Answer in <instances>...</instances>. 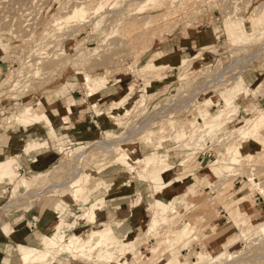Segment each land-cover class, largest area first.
Here are the masks:
<instances>
[{
	"label": "rangeland",
	"instance_id": "1",
	"mask_svg": "<svg viewBox=\"0 0 264 264\" xmlns=\"http://www.w3.org/2000/svg\"><path fill=\"white\" fill-rule=\"evenodd\" d=\"M86 1L0 0V65L6 66L4 71L0 68V131L16 126L24 132L36 128L21 121L41 120L38 112H46L44 104L55 100L58 87L66 85L84 93L80 87L84 78H108L94 97L86 95L94 101L96 94L113 88L119 75L131 81L126 94L112 96L108 105L115 107L113 112L106 109L108 105L94 110L103 126L95 141L68 146L65 138L52 131L49 137L60 149V159L43 174L31 171L24 176L29 187L23 180L20 185L28 191L27 208L39 202L44 208L54 203L63 208L74 206L70 220H81L85 212L110 206L101 198L109 186L99 181L119 173L124 182L117 190L125 185L136 189L139 196H157L159 202L174 208L160 213L154 210V198L148 208L150 220L139 233L130 235L126 230L123 235L117 233L121 225L105 223L116 228L111 241L127 254L117 264H264V228L251 236L242 234L264 221V211L251 209L255 197L264 203V124H245L258 111L264 114V0H120L99 13L92 7L87 15L92 23L83 25L87 18H66L50 26L56 16H65L63 6L71 4V11ZM253 12L260 16V23L243 24ZM95 19L100 21L98 31L92 28ZM204 31L209 40L200 42L194 54L169 56L174 44L167 39L197 38ZM152 60L162 64V69L147 71ZM249 68H256L257 73L248 72ZM244 99L245 107L238 103ZM205 102L209 107L202 105ZM209 124L214 126L207 128ZM177 133L185 135L180 138ZM252 135L256 136L252 139ZM238 145L244 150L239 160L212 167L219 156L231 158L225 155L227 150ZM124 153L131 160H119ZM161 155L169 162L158 168L155 161ZM144 161L154 163L147 168ZM12 164L15 167L17 159ZM75 167L92 178L90 196L84 199L91 202L93 198L91 206L71 200L68 183L77 176ZM14 169L13 180L18 176ZM167 169L177 184L190 180L192 185L165 199L162 195L174 187L164 184ZM208 170L217 172L212 176ZM238 179L241 184L235 188ZM251 180L252 188L247 184ZM220 210L229 223L213 227V221L221 220ZM81 225L73 221L61 233L87 238L92 230L104 228ZM45 241L43 237L42 248L18 246L22 260L38 249L33 264H59V260L90 264L61 250H50Z\"/></svg>",
	"mask_w": 264,
	"mask_h": 264
},
{
	"label": "crops",
	"instance_id": "2",
	"mask_svg": "<svg viewBox=\"0 0 264 264\" xmlns=\"http://www.w3.org/2000/svg\"><path fill=\"white\" fill-rule=\"evenodd\" d=\"M207 35L208 33L204 31L198 34L197 38L180 37L174 38V40L167 39L166 42L170 43L173 41L174 44L169 56L176 58L184 54H194L198 50L200 42L205 44L209 40ZM0 68L4 71L6 66L0 65ZM256 71V68H249L248 70V72L254 74L257 73ZM119 78L113 88L105 89L107 93L110 92L112 94L98 93L94 101L88 100L86 94L80 91L70 90L66 85L62 88L58 87L54 93L61 99L60 101H73L75 103L70 106L72 112L67 115V121H65V113H55L46 110L49 122L42 120L40 123H36L37 127L29 132L26 130L24 132L19 126L13 127L8 131H0V163L14 158L17 159V164H20L19 169H17L18 176L14 180L8 177L0 178V264H22L18 246L42 248V232H50L49 230L53 228L58 219L59 206L63 208L59 203H54V205L44 208V204L39 202L34 203L28 209L29 203L25 202L26 198H28V191L20 185L22 177L31 171L35 174H43L58 163L61 153L60 149L56 148L57 145L49 137L52 131L59 138H65L67 140L66 144H71V146L84 145L95 141L98 135L103 133L101 120L98 113L94 110L102 109L105 104L111 101L112 96L126 94L130 87V78L124 75H119ZM81 101H83V105L80 103ZM238 103L243 107L246 105L245 99ZM83 106L91 108V110L82 109L81 107ZM28 142L36 143L34 145L36 147L31 150L30 154L35 157L33 162L29 159V155L25 150ZM170 171L168 169L163 171L165 176L164 184L173 183L174 185L172 189L167 190L162 195L165 199L178 195V192L192 185L190 180L177 184L178 182L175 181L174 176L169 174ZM118 175L119 173H116L101 178L99 181L101 185H107L114 189V192L107 201L110 206L95 209L96 224L94 226H103L104 223H121L117 233L120 232L119 234L123 235V232L126 233L124 230L128 232V235L139 233V230L143 228L142 225L150 220L148 208L154 197L147 193L139 196L136 189L133 190V188H128L125 185L123 186L124 188L116 190L120 186L118 184L120 183L119 181L122 180ZM240 184L241 181L239 179L236 180L235 188ZM16 203L20 205L17 208L15 207L16 205L14 206ZM251 209L261 214L264 211V203L261 202L260 198L255 197V205ZM74 210V206L64 207L65 220L71 219ZM47 214L49 215L46 216ZM220 215V222L213 221L211 226L216 227L219 226V223L222 225L229 223L227 220L228 216L223 210H220ZM88 227H92V225ZM67 264L83 263L68 260Z\"/></svg>",
	"mask_w": 264,
	"mask_h": 264
},
{
	"label": "bare ground",
	"instance_id": "3",
	"mask_svg": "<svg viewBox=\"0 0 264 264\" xmlns=\"http://www.w3.org/2000/svg\"><path fill=\"white\" fill-rule=\"evenodd\" d=\"M79 1V0H78ZM91 1V2H90ZM88 0L86 1V3H81L80 5L76 6V7H72V10L70 11L68 9L69 6H72L71 4H68L69 6H67L66 8L68 9V15L66 14V8L63 6V11H65V16H56L54 19H52L51 21V24L50 26L54 25L58 20L59 21H62L64 19H74V20H82L84 18H87L85 19L86 21L82 20V24L83 23H89L91 21H88V14L90 13L89 11L91 10L92 7H95V8H92V10L96 9L97 12L98 10H102L107 8V6H110L111 4H113L114 2H120V0H107L105 2H103V0ZM194 1V0H193ZM76 2V1H75ZM81 2V1H80ZM94 2V3H93ZM155 2V0H154ZM68 3V2H67ZM156 3V2H155ZM159 3V2H157ZM95 6H94V5ZM115 4V3H114ZM129 4V3H128ZM148 4V3H147ZM75 6V5H74ZM122 6V5H121ZM115 7L114 5L112 6V8ZM70 8V7H69ZM167 8V7H166ZM65 9V10H64ZM95 10V12H96ZM117 11V10H116ZM115 12V11H114ZM60 13H57L58 15ZM99 13V12H98ZM97 13V14H98ZM116 13V12H115ZM118 13V12H117ZM60 14V15H61ZM91 14V13H90ZM89 14V15H90ZM96 14V15H97ZM179 14V13H178ZM105 15V14H104ZM116 15V14H115ZM127 15V14H126ZM130 15V14H129ZM87 16V17H86ZM112 16V14H111ZM118 16V14H117ZM173 16V15H172ZM116 17V16H115ZM97 18V17H96ZM98 19V18H97ZM97 19H95L94 23H93V30H94V27H95V31H98L99 28H100V21H98ZM118 19V18H116ZM247 19V18H246ZM97 20V21H96ZM109 20V19H107ZM111 20V19H110ZM114 21V20H113ZM103 22V19L102 21ZM107 22V21H106ZM110 22V21H109ZM244 23L243 24H249L251 27L254 26L256 23H260V16L259 15H255L254 12L253 13H250L249 16H248V19L245 21H243ZM62 23V22H60ZM92 23V22H91ZM113 24V23H112ZM149 24V23H148ZM84 25V24H83ZM117 25V24H116ZM115 28V26H114ZM80 29V28H78ZM111 29V28H110ZM110 31V30H109ZM114 31V30H113ZM112 31V32H113ZM76 33V32H74ZM80 34V33H79ZM78 35V34H77ZM76 36V34H75ZM71 38V37H70ZM154 60V59H153ZM146 66V68L148 69L147 71H151L152 69H158V70H161L162 69V64H156L155 61H153ZM179 69V68H178ZM148 78V77H147ZM146 79V78H145ZM109 82V79L108 78H91V79H87V78H84L80 84V87H81V90L89 97V98H92L95 93L100 90L101 88L105 87ZM62 98V97H61ZM87 98V97H86ZM55 100H52V101H49L48 99V103L44 104L45 105V109L47 110H50V111H53V112H57V113H65V118L67 121V115H69L72 110H71V107L69 104L63 102V101H60L61 99L56 95V97L54 98ZM229 102V101H227ZM79 103V102H78ZM81 103V102H80ZM209 103V102H208ZM211 103V101H210ZM205 103H202V105L204 106ZM88 105V104H87ZM108 104H105L104 106H106ZM208 104H206L205 106H207ZM103 106V107H104ZM209 107V106H207ZM109 108H111L112 110L110 111L113 112L114 110V106L111 105V107L108 105L107 106V110H109ZM29 108H27L28 110ZM231 109V106H227V110H230ZM128 111V110H127ZM261 111H258L257 113H255L254 115H252L251 117H249L246 121H245V124L249 125L250 123H256V124H264V114H261L259 113ZM26 113V111H25ZM24 113V115H25ZM163 114V113H162ZM27 115V113H26ZM38 115L39 116H36V117H39L42 119H34V120H31V119H23L21 122L23 124H25L26 127H32L33 125H36V123H39L40 121L42 120H45L47 122L48 119H47V114L45 111H43L42 113L38 112ZM161 115V113H160ZM33 116V115H32ZM163 116V115H162ZM226 116H229V114L227 113L225 115V118ZM232 117V116H231ZM113 118V117H112ZM229 118V117H228ZM117 119V118H116ZM115 119V120H116ZM230 119V118H229ZM226 120V119H225ZM117 121V120H116ZM118 122V121H117ZM115 122V124L117 123ZM39 126V125H38ZM214 124H209L207 125L206 127L207 128H211L213 127ZM131 132V131H130ZM136 132V131H135ZM136 134V133H135ZM178 136H180V138L184 137V133H177ZM191 134V133H190ZM127 135V134H126ZM134 135V134H132ZM130 134V136H132ZM137 135V134H136ZM188 135V134H187ZM51 136L53 137L52 133H51ZM256 136V135H252L251 138L253 139V137ZM125 137V136H124ZM134 137V136H133ZM136 138V137H135ZM132 139V138H131ZM184 139V138H183ZM182 139V140H183ZM124 140V138H123ZM123 140H121V142H123ZM126 140V139H125ZM264 141V140H263ZM131 142V141H130ZM100 143V142H99ZM36 143H31V142H28L27 145H26V153L29 155V159L33 162V160L35 159V157H32L30 154H31V150L30 148L35 145ZM101 144V143H100ZM105 144H108V143H105ZM113 144V143H112ZM110 144L109 146L113 148V145ZM117 144V143H116ZM122 144V143H120ZM112 145V146H111ZM181 145V144H180ZM179 145V146H180ZM102 146V145H100ZM108 146V145H107ZM106 146V147H107ZM108 148V147H107ZM249 150H252V151H256L254 149L253 146H249ZM225 155H229L231 156V158L229 159H226V157H223V156H219V159L215 160L212 162V167L213 166H216L218 165L219 163L221 162H226V161H237L240 159V156L244 155V150L243 148L238 145L236 146L235 148L234 147H230L228 150H227V153ZM224 155V156H225ZM249 157H253V154L250 153L248 154ZM123 157H127L128 160H131V158L129 157L128 154H123L121 155V157L119 158V160ZM167 156L166 155H161V159L159 158V160L155 161L157 164L156 167L158 168H161L163 166H166L167 163L169 161H167L168 159H166ZM14 158L12 159H8V160H5L3 162L0 163V178H4V177H8L10 178L11 180H13V169L17 171V169H19L20 167V164H17L15 165V167H13V162ZM118 160V161H119ZM138 162H141V159L138 160ZM145 163V166L147 168H149L150 166H152V163L154 162H151V161H144ZM76 166H78L76 164ZM74 169L77 170V176L74 177L73 181L71 179L72 182H69L68 183V187L70 188L71 190V200H73L75 203H83V205L85 206H91L92 203H94V199L91 198L90 201L91 202H86L84 199L85 197H89L90 196V188L88 186V183L90 182V179L91 176L89 174H85L84 172H80V169L75 167ZM146 169V168H145ZM75 171V170H74ZM209 173H212V176L214 173H216L217 171L215 170H212V171H209ZM73 174V173H72ZM70 175V174H69ZM75 175V174H74ZM70 177V176H69ZM23 179V183L24 185L28 186V179H25L24 177H22ZM122 182L124 181H120V183L118 184H121ZM67 183V182H66ZM252 183H253V180H251L250 182H247L248 184V187L250 186L251 188L253 187L252 186ZM62 184V183H61ZM60 184V185H61ZM65 184V183H64ZM63 187V186H62ZM60 186V188H62ZM119 187V186H118ZM117 187V188H118ZM55 189V187H54ZM39 190V189H38ZM105 192H107V194L105 196L102 197V194H101V198L105 201V203H107L108 199L112 196V193L114 192V189L110 188V187H106L105 189ZM117 190V189H116ZM240 192V191H239ZM38 193V191H37ZM45 193V192H44ZM47 193V192H46ZM39 197V195H38ZM156 200V204H155V207H154V210H158L160 213H165L166 211L174 208V207H168L165 203H162V202H159L158 201V198L157 196H153ZM159 197V196H158ZM35 198V197H34ZM47 201V200H46ZM64 203V202H63ZM66 205V204H65ZM44 206V205H43ZM46 206V204H45ZM70 206V205H69ZM59 216H58V219L57 221L55 222V225L53 226L52 229H50L49 233H43L42 232V235L43 237L46 239L45 241V246H49L50 247V250H61L62 252H66L67 254H71V256H73L75 259L76 258H81L83 260H86L87 262H89L90 264H96V263H99V264H117L118 261H120L121 257L123 256H126L127 254H125L124 252H120L117 247V243L114 244L112 241H111V236L115 233V230L116 228L115 227H110L108 225H105L104 223V228L102 229H96V230H92L91 232V235L90 237H83V236H77V237H68L66 236L64 233H61V230H65V225L69 226L70 224H72L73 221H78V224H82L83 226H87L86 224L89 223L90 225H95L96 224V215L94 212L92 211H89V212H85V215H82L83 216V223H81L82 221L81 220H78V219H74L73 221H67L65 220V217H64V208H60L59 206ZM192 209H190L189 211H191ZM6 211V210H5ZM45 211V210H44ZM188 211V212H189ZM193 211V210H192ZM195 211V210H194ZM40 213V211H39ZM41 214V213H40ZM84 214V213H83ZM188 213H186L187 215ZM49 214H47L46 216H48ZM191 215V214H190ZM195 216V215H194ZM57 218V217H56ZM190 219V218H189ZM81 225V226H82ZM117 226H120L121 223H117L116 224ZM115 225V226H116ZM66 226V227H67ZM264 228V221L261 222L260 224H258L257 226H255L253 229H249V230H244L242 231V234L244 236H251L253 235L255 232H257L258 230ZM96 234H98V236H96ZM95 237H97L95 239ZM240 239H244V237L241 235L240 236ZM63 242V245H59ZM84 242V243H83ZM88 242V243H86ZM91 242H94L93 244H91ZM83 243V245H82ZM91 244V245H90ZM102 247V249H101ZM104 247V249H103ZM107 247H109L107 249ZM111 248V249H110ZM221 248H223L221 246ZM97 249L99 251H97ZM106 249V251H105ZM224 249V248H223ZM96 250V252H94ZM101 250V252H100ZM104 250V252H102ZM226 250V249H225ZM40 251L38 249H35L34 250V253H30L26 256L23 257V260H22V264H33L35 263V256L39 253ZM209 254H207L208 256ZM55 256V255H53ZM52 260V258H51ZM47 262V261H46ZM115 262V263H114ZM42 263V262H41ZM68 263V262H67ZM151 263H153V261H151ZM45 264V263H44ZM49 264V262H48ZM59 264H63V261L62 260H59ZM122 264V263H121Z\"/></svg>",
	"mask_w": 264,
	"mask_h": 264
}]
</instances>
